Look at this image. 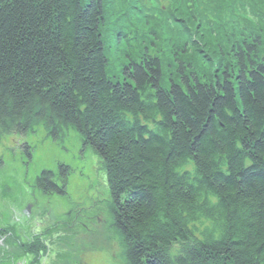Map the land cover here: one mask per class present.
Instances as JSON below:
<instances>
[{
    "label": "trees",
    "instance_id": "16d2710c",
    "mask_svg": "<svg viewBox=\"0 0 264 264\" xmlns=\"http://www.w3.org/2000/svg\"><path fill=\"white\" fill-rule=\"evenodd\" d=\"M115 1L0 0V136L77 130L107 170L126 264H264V0H243L244 25L231 20L242 0L124 1L116 33L163 16L181 51L167 79L145 57L124 84L102 37ZM37 186L61 192L50 173Z\"/></svg>",
    "mask_w": 264,
    "mask_h": 264
},
{
    "label": "rangeland",
    "instance_id": "374dc122",
    "mask_svg": "<svg viewBox=\"0 0 264 264\" xmlns=\"http://www.w3.org/2000/svg\"><path fill=\"white\" fill-rule=\"evenodd\" d=\"M124 1L102 28V37L108 39L111 72L118 82H131L125 68L132 61L141 63V56L158 59L167 79L174 72L175 60L181 57L174 54L181 51L163 30V16L157 22L147 17L145 28L149 30L141 29L130 39L113 37L110 41L111 36L107 37L126 21ZM202 12L208 22L205 7ZM174 21L170 18L166 30ZM206 33L211 40L217 38ZM148 34L154 41L143 43L151 39ZM225 51L223 57L228 58ZM182 55L188 63L196 59L193 53ZM165 64H169L167 68ZM201 67L208 73L207 66L201 63ZM169 86V81L163 82L164 88ZM30 130L0 136V264H126L121 238L113 229L114 202L107 173L94 148L73 128L62 129L56 139L41 125ZM64 168L65 177L61 174ZM44 173L51 174V183L60 189V195L48 196L38 188Z\"/></svg>",
    "mask_w": 264,
    "mask_h": 264
},
{
    "label": "bare ground",
    "instance_id": "6f19581e",
    "mask_svg": "<svg viewBox=\"0 0 264 264\" xmlns=\"http://www.w3.org/2000/svg\"><path fill=\"white\" fill-rule=\"evenodd\" d=\"M162 3H167V1H161ZM160 17V15L158 14L157 15V18H159ZM137 25V23H134V26H136ZM110 33H109V35L107 36V37H110V38H113V37H115V36H118V33H116V32H114L113 30H111V31H109ZM147 32V31H146ZM148 35H150V34H148ZM150 37H151V39H146V40H143L142 42L143 43H146V42H148V41H154V39L152 38V35H150ZM107 58H108V54H107ZM132 61V60H131ZM166 65V68H167V66L169 65V64H165ZM163 67H164V65H163ZM31 131V130H30ZM104 166V165H103ZM105 168V167H104ZM106 170V169H105ZM107 171V170H106Z\"/></svg>",
    "mask_w": 264,
    "mask_h": 264
}]
</instances>
